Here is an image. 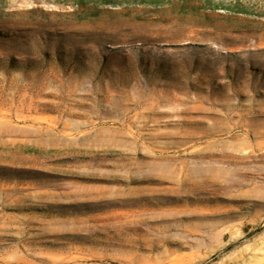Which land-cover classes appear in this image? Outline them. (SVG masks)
<instances>
[{
    "label": "rangeland",
    "instance_id": "1",
    "mask_svg": "<svg viewBox=\"0 0 264 264\" xmlns=\"http://www.w3.org/2000/svg\"><path fill=\"white\" fill-rule=\"evenodd\" d=\"M0 264H264V0H0Z\"/></svg>",
    "mask_w": 264,
    "mask_h": 264
}]
</instances>
